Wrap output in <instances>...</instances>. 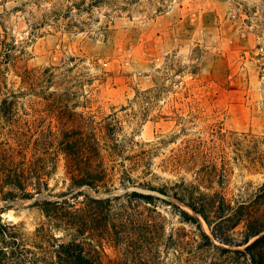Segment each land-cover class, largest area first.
<instances>
[{"label":"rangeland","instance_id":"obj_1","mask_svg":"<svg viewBox=\"0 0 264 264\" xmlns=\"http://www.w3.org/2000/svg\"><path fill=\"white\" fill-rule=\"evenodd\" d=\"M10 92L0 146L23 120L31 146L79 138L80 161L106 172L96 190L72 188L58 153L48 192L0 201L28 249L52 257L53 236L103 264L244 263L201 248L173 205L209 235L205 223L171 194L183 180L239 201L264 182V0H0V101ZM42 198L65 201L59 219Z\"/></svg>","mask_w":264,"mask_h":264},{"label":"trees","instance_id":"obj_2","mask_svg":"<svg viewBox=\"0 0 264 264\" xmlns=\"http://www.w3.org/2000/svg\"><path fill=\"white\" fill-rule=\"evenodd\" d=\"M8 56V55H7ZM0 101V116L3 119L16 117L15 94L10 92L3 95ZM17 130L12 135L11 141L0 146V201L8 203L20 199L29 200L34 196H42L49 191L48 179L56 170V157L58 153L67 156V173L70 177L72 188L86 186L96 190L98 184H103L106 177L102 163L93 167L92 163H83L79 159V138L63 141L52 135L55 146L45 147L40 137L35 138L31 146L30 126L23 120H15ZM59 134V133H58ZM88 146V145H86ZM90 147L99 156V148ZM89 147L84 150L88 151ZM34 151V152H33ZM33 154L28 157L29 153ZM130 179H128L129 181ZM171 197L188 207L198 215L205 223L209 235L205 233L198 221L188 212L173 205L179 212L183 222L195 225L198 237L202 241L199 245L203 249H212L224 254H237L241 256L243 264H264V182L257 186L249 195L248 199L233 201L225 194L214 192L207 194L192 183L185 184L182 180L175 185ZM155 189V188H153ZM163 196H169L164 189H157ZM129 196L139 198L146 203H151V195L130 193ZM95 201H109L100 199ZM64 202L65 201H61ZM61 202L42 198L36 201L40 210L46 217L59 219L58 206ZM1 213V212H0ZM40 231L37 230V238ZM49 239L58 242L52 249L49 257L47 249L41 245L40 253L26 247L25 238L20 231V226L3 222L0 216V264H103L100 257H90L83 251L79 242H59L53 236ZM213 241L225 247H236L241 250H231L217 246ZM206 254L207 251H205ZM140 254V253H139ZM206 259V255H204ZM141 260L143 259H139ZM146 263L152 264L148 259ZM117 264H128L119 262ZM164 264V263H162ZM201 264H228L226 260L213 261L202 260Z\"/></svg>","mask_w":264,"mask_h":264},{"label":"water","instance_id":"obj_3","mask_svg":"<svg viewBox=\"0 0 264 264\" xmlns=\"http://www.w3.org/2000/svg\"><path fill=\"white\" fill-rule=\"evenodd\" d=\"M127 191L129 192H136V193H139V194H149V191L141 188V187H137V186H129L127 188Z\"/></svg>","mask_w":264,"mask_h":264}]
</instances>
